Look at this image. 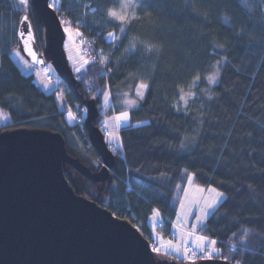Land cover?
Wrapping results in <instances>:
<instances>
[{
  "label": "trees",
  "instance_id": "trees-1",
  "mask_svg": "<svg viewBox=\"0 0 264 264\" xmlns=\"http://www.w3.org/2000/svg\"><path fill=\"white\" fill-rule=\"evenodd\" d=\"M59 4L74 25L86 19L94 44L108 61L105 66L89 63L83 74L74 73L78 93L97 103L95 126L104 117L103 91L111 92L119 110L122 100L135 98L139 83L149 84L145 99L131 110V125L140 126H123L122 150L111 148L115 162L110 179L93 183L67 166L66 178L75 192L129 221L153 246L149 217L155 209L162 214L168 237L183 177L197 173V184L226 195L201 233L216 239L222 256L233 264H264V0H146L123 34L112 23L102 26L113 0H92L85 16L81 5L70 0ZM26 14L42 38L45 29L33 6L0 0V109L9 116L0 133L21 128L60 133L68 153L99 172L102 160L88 148L85 131L69 124L56 94L43 91L34 75L23 74L11 57L19 49L17 33ZM109 32L119 39L110 41ZM133 43L134 54L129 51ZM222 57L227 62L221 80L210 86L204 77ZM196 75L201 76L199 86L189 88ZM60 84L68 103H78L67 85ZM181 88L198 96L189 101L187 113L179 100ZM181 142L189 149L182 150ZM245 241L252 253L243 250Z\"/></svg>",
  "mask_w": 264,
  "mask_h": 264
},
{
  "label": "water",
  "instance_id": "water-1",
  "mask_svg": "<svg viewBox=\"0 0 264 264\" xmlns=\"http://www.w3.org/2000/svg\"><path fill=\"white\" fill-rule=\"evenodd\" d=\"M49 1L32 3L45 29V57L87 109L85 127L103 166L94 173L68 153L66 140L57 132L21 128L0 133V264H191L152 253L150 242L129 221L77 194L67 181L68 166L93 183H105L115 158L104 134L94 125L100 116L97 103L77 91L63 26L57 12L47 8ZM29 21L34 34L31 46L44 60L30 17ZM17 39L22 54L32 63L22 51L18 33ZM44 64L45 60L33 65ZM196 264L233 263L213 259Z\"/></svg>",
  "mask_w": 264,
  "mask_h": 264
},
{
  "label": "snow or ice",
  "instance_id": "snow-or-ice-1",
  "mask_svg": "<svg viewBox=\"0 0 264 264\" xmlns=\"http://www.w3.org/2000/svg\"><path fill=\"white\" fill-rule=\"evenodd\" d=\"M146 0H139V3L136 2V0H118L119 8H108L106 9V16L108 20L111 23H114L117 25L119 32L121 34L126 32V26L131 23L132 20L136 19L135 10L139 9L140 3H145ZM31 3H35V0H31ZM19 4L24 7H28L30 5V0H19ZM47 8L56 11L57 5L56 0H53L52 3L46 4ZM132 8L133 12L130 14L129 9ZM62 25H69L70 21L60 20L58 22ZM64 33H68L71 35L70 28L68 26H65L63 28ZM77 36H81L82 34L77 32ZM18 37L22 45V51L27 54V56L31 57L32 63L30 64L28 60H25L23 56H21L20 50H16L15 54L21 59V61L24 63L26 67H33V64H43L44 60L42 58H39L37 55V52L32 48L30 41L34 40V34L32 32V26L31 22L29 21V16L26 14L22 17L20 20V27L18 29ZM107 38L111 41L113 38L119 39V37L116 36V33L109 32L107 34ZM83 42V41H82ZM222 48V46H220ZM136 45L133 43L131 46V51L133 54L135 53ZM149 51H151V46H149ZM227 62V57H222L220 60H217L213 65V71L206 75L204 77V80L210 85L215 86L218 85V83L221 80V69L224 67L225 63ZM89 63H100V64H106L108 61L106 59H101L100 61H88L84 60L83 64L87 65ZM77 73L81 71L80 67H77L75 69ZM3 76L0 74V79H2ZM51 78L49 77V80ZM201 82V76L196 75L192 83L189 85V88H195L199 86V83ZM47 87V85H45ZM149 90V84L147 83H139L135 89V95L137 97V100H126L125 103L128 104L130 107L135 108L137 107L138 101H143L145 99V94ZM104 97V106L109 107V99L111 96V93L109 91H105L103 94ZM127 95V94H125ZM197 93L195 91H187L185 92L183 88L180 89L179 92V100L182 102L183 110L185 113L188 111L189 101L195 102V99H197ZM209 100L213 99V95L209 92L208 97ZM61 106H63V101H61ZM175 111H180V107L174 105ZM85 112L87 109L84 110ZM68 116L71 119H75V116L72 114L71 111L68 112ZM6 119V117H5ZM112 124L114 128H119L122 125L128 126V127H139L140 125H131L130 123V114L127 110L120 111L119 115H116L111 118ZM202 123V120H201ZM105 128H107L108 124L107 121H105ZM108 137L112 140L117 141V147L122 146V140L113 135L112 131H108ZM185 140L188 138L185 137ZM195 142V138H193V143ZM264 143V141H261ZM189 144H186L184 142H181L180 148L183 149H189ZM137 171H139L137 169ZM187 173V170H185ZM197 176V173H190L186 174L183 179L186 180L187 184L189 186L192 185L194 178ZM201 193L205 191L204 188L198 189ZM207 191L211 194H213L210 198L205 199L204 203L199 206L198 212L199 214L194 217V222L192 223L191 230L190 231H183L181 234V242L173 243L171 240L167 241L166 244H161L160 246L151 247V252L157 255H168V250H171L173 253H175L178 256H182L184 259L191 261V264H196L197 259L201 260H213L216 257L222 258L224 261H227L229 257L222 256L221 249L217 247V240L212 239L210 237L204 236V235H197L196 229L200 228L202 231H207L206 221L212 217L215 216L216 211H218L219 207L223 205V203L226 200V195L224 192L219 191L216 187H209L207 188ZM185 195H187V189H185ZM184 205L181 204V208H183ZM192 214L189 213V216ZM154 216H159L158 212H154ZM119 218V217H117ZM180 229H184V224L181 221V218H177ZM155 227V224L153 225ZM248 230L246 229L244 231V235L247 236ZM235 236L236 234L233 233ZM157 239H160L159 233L156 234ZM191 239L192 243L189 245L188 241ZM243 250L246 252L252 253L253 249H251L248 246L247 241H245L242 244ZM162 249H165V251L162 252ZM232 251L235 252L237 249L235 248V245L232 246ZM236 264H243L241 261H237Z\"/></svg>",
  "mask_w": 264,
  "mask_h": 264
},
{
  "label": "rangeland",
  "instance_id": "rangeland-1",
  "mask_svg": "<svg viewBox=\"0 0 264 264\" xmlns=\"http://www.w3.org/2000/svg\"><path fill=\"white\" fill-rule=\"evenodd\" d=\"M136 2H137V0H136ZM113 3H114L115 8H119L118 0H113ZM128 11L131 14L133 12V9L130 8ZM104 15H105L104 16L105 18H104L103 23H102L103 27L108 25V23H111L106 16V11L104 12ZM112 24L117 26L114 23H112ZM65 26H67V25H63V28ZM70 32H71V35H69L68 33H65L64 47H65L67 59H68L70 67L73 69L75 74H77V75L83 74L87 70V67L89 65V64H87V65L83 64V61L88 60V59L84 55H82V53L80 51V44L78 42V36L73 32V30L71 28H70ZM129 49H131V47ZM16 50H20V49H16ZM16 50H14L12 52L11 57L14 60V62L16 63V65L20 68L22 73L25 75H34L35 82L41 87L43 85L48 84V86L51 88H49L45 91L53 93L55 91L54 84L51 85V83H49L46 80L42 71L39 70V68L37 66L33 65V67H31V68L26 67L24 65V63L21 61V59L15 54ZM20 52H21V50H20ZM21 56H23L24 59L27 60L26 57L22 54V52H21ZM77 67L81 68V71L79 73H77L75 71V69ZM97 93L99 94V91H97L96 94ZM56 94L58 95V97H56V98H57L59 109L67 112V109L65 108L66 104H65V101H64L62 95H60L58 93H56ZM61 101H63V106H61ZM5 117H6V119H5ZM66 119H67L69 124L74 125L73 119H71L68 116V114L66 115ZM8 122H9V116H8L7 112L0 109V126L7 124ZM188 174H190V173H188ZM209 187H214V186H211V185L210 186H201L200 184L196 183L195 178H194L191 186H189L187 184V182H185V185L181 188V191L180 190L178 191V194L175 197L176 215L172 221V226H171V233L173 232L175 235L174 239H171V236H170V238H168L165 235H163V234H165L164 227H163L165 225L164 218L158 210L155 209L153 211L152 215L148 219V225L150 226V228L152 230V237H153V244H152L153 246H151V247H156V246H160L161 244H166L167 241H169V240H171L174 244L181 242V234L183 231H190L191 230L192 223L194 222V217L199 214V212H198L199 206H201L204 203L205 199L210 198L213 195L207 191V188H209ZM199 188H204L205 191L203 193H201L198 190ZM185 189H187V195H185ZM181 204L184 205L183 208H181ZM154 212H158L159 216H154ZM189 213H191L192 215L189 216ZM178 217L181 218V221L185 226L184 229H180L179 223L177 220ZM154 224H155V227H153ZM201 232H202V230L200 228L196 229L197 235H203V233H201ZM157 233H159V236H160L159 240L156 237ZM204 236H206V235H204ZM188 243H190L189 245H191V243H192L191 239H189ZM217 247H218V244H217ZM163 251H165V249H162V252ZM231 251H232V247H231ZM221 253H222V251H221ZM168 256H172L175 259L186 263V259H184L182 256L176 255L171 250H168ZM214 259H218V258L216 257ZM199 260H201V259H197L196 261H199ZM221 260H223V259H221Z\"/></svg>",
  "mask_w": 264,
  "mask_h": 264
},
{
  "label": "built area",
  "instance_id": "built-area-1",
  "mask_svg": "<svg viewBox=\"0 0 264 264\" xmlns=\"http://www.w3.org/2000/svg\"><path fill=\"white\" fill-rule=\"evenodd\" d=\"M71 2H74L75 4L77 5H81L83 7V12H82V15L85 16L86 13H85V10L86 8L89 6V4L92 3V0H70ZM53 2V0L51 1V3ZM60 1L59 0H56V5H57V14L59 16V19L60 20H65V21H70V27L72 28V30L77 33H81L82 35L79 36V39H80V51L82 53V55H85L89 58L90 61H100L101 59H106L102 53H103V50H98L96 45L94 44L95 43V35H92L91 34V28L88 27L87 25V21L86 19H80L79 22L76 23V25H74L72 23V20L69 19L67 17V13L66 11L64 10H61V4H59ZM30 5H31V0H30ZM29 5V6H30ZM32 6V5H31ZM68 25V26H69ZM36 31V29H35ZM36 35H37V40H38V46L40 47V50L44 56V59H45V64L44 66L41 68V71L43 72V74L45 75L46 79L49 81V82H52L55 84V86L57 87V90L59 92V94L62 95V97L64 98L67 106H68V112L71 111L72 114L75 116V123L76 125L84 130V140H87L88 141V148L90 149H94L93 148V145L91 143V141L89 140V138H87L88 136L86 135V130H85V127H84V118L82 116V107L79 103H75L74 105L72 104H69L68 101H67V97H66V94L65 92L63 91V89L61 88V85H60V81L58 79V77L56 76V74L53 72L52 70V67L49 63V61L47 60V58L45 57V52H44V49H43V45H42V38L40 36H38V33L36 31ZM83 41V42H82ZM100 64V63H98ZM103 66H105V64H101ZM49 77L51 78L49 80Z\"/></svg>",
  "mask_w": 264,
  "mask_h": 264
},
{
  "label": "crops",
  "instance_id": "crops-1",
  "mask_svg": "<svg viewBox=\"0 0 264 264\" xmlns=\"http://www.w3.org/2000/svg\"><path fill=\"white\" fill-rule=\"evenodd\" d=\"M73 70V69H72ZM53 83H51V85H52ZM47 85V87H45V85H43L41 88H42V90L43 91H45V90H47V89H49V88H51V87H49L48 86V84H46ZM106 91H109V90H106ZM46 93H51V92H48V91H45ZM105 91H103V93H104ZM110 92V91H109ZM111 93V92H110ZM147 93V92H146ZM145 96H146V94H145ZM58 97V96H57ZM56 98V97H55ZM64 99V98H63ZM126 100H137V97H136V95H135V98H132V97H127L126 99H124V100H122L121 102H120V109L119 110H117L116 109V107H117V104H116V106H115V104H114V101H113V95L111 94V96H110V99H109V104H110V106L109 107H105L104 106V97L102 96V109H101V113L102 114H104V117H103V119H102V129H103V134H104V137H105V141H106V143H107V145L109 146V148L111 149H114V150H119V151H121L122 150V147H117V141L116 140H112V139H110L109 137H108V134H107V132L108 131H112L113 132V135L114 136H117V137H119L120 139H121V136H120V129L123 127V125L121 126V127H119V128H114L113 127V124H112V120H111V118L112 117H114V116H116V115H119V113H120V111H122V110H127V111H129V114H130V120H131V110L132 109H134V108H132V107H130L128 104H126L125 103V101ZM65 101V100H64ZM140 102H142V101H138V103H137V107H138V105L140 104ZM58 103V102H57ZM66 103V102H65ZM79 103V102H78ZM80 104V103H79ZM119 105V104H118ZM66 107H67V105H66ZM65 107V108H66ZM83 107V106H82ZM84 108V107H83ZM118 108V107H117ZM136 108V107H135ZM67 109V108H66ZM66 115H67V112H66ZM86 116H87V112H86ZM105 121H107V124H108V126H107V128H105ZM130 123H131V121H130ZM86 130V129H85ZM100 130H101V128H100ZM102 131V130H101ZM86 134H87V130H86ZM90 140V139H89ZM91 141V140H90ZM94 148V147H93ZM95 149V148H94ZM113 152V151H112ZM115 153V152H114ZM74 157V156H73ZM100 159L102 160V158L100 157ZM102 163H103V160H102ZM160 230V229H159ZM163 234V233H162ZM163 235H165V234H163ZM170 236H171V239H174V237H175V235H174V233L172 232L169 236H168V238H170ZM190 244V243H189Z\"/></svg>",
  "mask_w": 264,
  "mask_h": 264
},
{
  "label": "bare ground",
  "instance_id": "bare-ground-1",
  "mask_svg": "<svg viewBox=\"0 0 264 264\" xmlns=\"http://www.w3.org/2000/svg\"><path fill=\"white\" fill-rule=\"evenodd\" d=\"M128 188L130 189L129 183H127Z\"/></svg>",
  "mask_w": 264,
  "mask_h": 264
}]
</instances>
